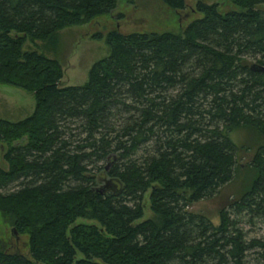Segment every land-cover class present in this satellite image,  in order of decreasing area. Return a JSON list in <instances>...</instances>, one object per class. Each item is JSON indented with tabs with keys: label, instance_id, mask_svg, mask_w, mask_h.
Masks as SVG:
<instances>
[{
	"label": "trees",
	"instance_id": "obj_1",
	"mask_svg": "<svg viewBox=\"0 0 264 264\" xmlns=\"http://www.w3.org/2000/svg\"><path fill=\"white\" fill-rule=\"evenodd\" d=\"M229 1L240 10L197 0L181 32L109 30L108 56L63 85L26 43L56 45L117 0H0V82L35 99L0 118V214L28 236V254L0 239V264H264V233L237 219L264 223V72L250 68L264 65V0ZM102 178L117 190L98 192ZM233 181L215 218L187 210Z\"/></svg>",
	"mask_w": 264,
	"mask_h": 264
},
{
	"label": "rangeland",
	"instance_id": "obj_2",
	"mask_svg": "<svg viewBox=\"0 0 264 264\" xmlns=\"http://www.w3.org/2000/svg\"><path fill=\"white\" fill-rule=\"evenodd\" d=\"M206 3H216L218 11L223 14L230 10L238 11L240 7L229 0H203ZM197 0H185L183 10H174L160 0H117L115 8L107 13L78 25L65 27L58 32L56 45L53 42L36 40L26 45L36 49L48 57L56 58L62 65L63 85H80L86 82L91 65L109 54V47L105 41V34L111 29H118L121 33L130 32H181L192 19L202 14L195 8ZM264 9V4L260 5ZM100 35V37H96ZM34 96L13 84L0 82V118L16 121L29 115L34 109ZM242 131L233 135L237 143L249 139ZM109 162H104L107 169ZM104 178L98 180L96 187L104 186ZM14 185V184H13ZM11 186V188L13 187ZM238 186L233 181L221 190V197L203 199L187 207L188 211L203 212L215 218L220 205L225 203V196L233 193ZM230 197V196H229ZM243 211L242 214H244ZM148 203L145 207V217L151 216ZM241 226L247 231L248 237L264 233V223L261 219L249 216H237ZM14 229V233H12ZM27 234L18 232L9 220L0 214V239L9 249L28 254ZM248 264H260L255 255L248 253Z\"/></svg>",
	"mask_w": 264,
	"mask_h": 264
},
{
	"label": "water",
	"instance_id": "obj_3",
	"mask_svg": "<svg viewBox=\"0 0 264 264\" xmlns=\"http://www.w3.org/2000/svg\"><path fill=\"white\" fill-rule=\"evenodd\" d=\"M250 68L254 71L264 72V65L258 63H251ZM104 182V186L95 187L98 192L103 193L106 190H117V184L113 182V180H111L110 178H104ZM12 233H14V229H12Z\"/></svg>",
	"mask_w": 264,
	"mask_h": 264
}]
</instances>
